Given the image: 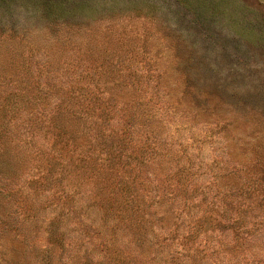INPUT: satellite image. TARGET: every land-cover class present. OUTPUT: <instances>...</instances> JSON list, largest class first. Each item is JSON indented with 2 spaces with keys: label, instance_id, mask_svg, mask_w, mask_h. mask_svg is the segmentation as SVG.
<instances>
[{
  "label": "rangeland",
  "instance_id": "rangeland-1",
  "mask_svg": "<svg viewBox=\"0 0 264 264\" xmlns=\"http://www.w3.org/2000/svg\"><path fill=\"white\" fill-rule=\"evenodd\" d=\"M70 24L83 27L71 41ZM82 65L84 92L107 107L105 125L133 152L115 179L137 198L127 212L141 236L128 228L115 241L85 207L54 234L53 209L27 187L53 138L36 105L10 109L13 94L28 83L45 98L51 86L42 101L50 112ZM99 65L113 70L98 76ZM137 70L145 74L134 85L120 76ZM32 116L38 133L27 150L18 139ZM150 118L161 122L153 152ZM0 133V187L14 189L0 195V264H264V174H255L264 162V0H0ZM235 237L248 247L232 250Z\"/></svg>",
  "mask_w": 264,
  "mask_h": 264
},
{
  "label": "trees",
  "instance_id": "trees-1",
  "mask_svg": "<svg viewBox=\"0 0 264 264\" xmlns=\"http://www.w3.org/2000/svg\"><path fill=\"white\" fill-rule=\"evenodd\" d=\"M76 26L78 25H69L71 35H68L67 37L70 41L73 40L74 35L83 28H77ZM84 32H86V30ZM31 66L32 65H24V71L32 72L33 67ZM86 66L90 68L89 65H82V70L73 71L79 72L73 75L74 81H76L75 84L78 85L67 87L66 92H68L69 97L57 96L56 101H54L51 106L50 112L46 111L45 108L43 109L42 101L53 92V87L51 86H48L47 89H45V98H42V91L39 95L32 91L30 92V85L28 83L24 85V89H22L21 92H15L13 94L16 98L13 99L12 102L10 101V109H22L24 103L21 102L36 105L38 110L36 115L33 112V116H38L40 118L37 120L43 122L45 125L48 137L53 138L52 141L48 140V143L50 142L48 145L49 150L37 151L42 158V163L37 167V164L34 165L38 168V172L27 182V187L32 185L35 190L39 192L37 197H45V200L42 198L43 208L53 209V218L46 224V228L49 231H53L54 234L58 232V228L63 221H70L72 219L71 217L74 219L76 217H74V213L77 212L79 208L81 209L85 207L87 208L86 210L91 213H99V219H104V223L108 227L106 232L109 231L115 241L119 239L120 232L128 228H131L132 230H126V232L132 233V231L136 229L137 235L141 236V232L145 227L134 226L133 223L135 222V219L130 212H127L129 208H133V203L136 202L137 198L129 191L124 192L126 185H117L121 182V179H115L116 173L118 174L121 168L125 169V171H130L131 163L129 157L133 155V152L124 153L127 141L122 140L120 132L115 130L114 126L111 125V127H107V125H105V122L107 121L105 110L107 107H105L104 111H101L102 108H98L97 97L94 98L95 101L93 102V98H90L89 96L90 93H88L87 90L84 92L87 84L81 85V81L88 80L90 75L89 70L86 73ZM70 67V65L67 66V70H69ZM73 68L76 70L75 66ZM42 70H44V68L40 70V73H42ZM94 70L99 76L101 73L108 74V72L113 69L111 66L109 67V65L106 67L105 65H99V67L96 66ZM138 71L139 70H137L135 74L129 72V77L126 74H120V76H123L127 81H130L129 86L130 84L134 85V82L131 81L132 76L142 77L145 74L141 70L139 73ZM95 86L98 87L97 84ZM123 87L125 86L123 85ZM32 105L30 107L31 109ZM137 107L133 110L134 114H131L136 117L139 115L141 116V114L136 115V111L138 110ZM132 108L133 107L129 109ZM126 109L128 108L126 107ZM113 112L118 113L115 105L113 106ZM33 116L28 119L23 130L28 136L18 139L19 141L23 140L22 145L26 144L24 147L27 150L32 149L30 148L32 145L31 143H34L37 139L38 129H36V119L33 118ZM151 119L152 118H150L148 123L149 132H151L152 137L149 139L150 143L147 145L146 151L152 149L153 152L154 149L159 147V139L156 140L155 136L157 127L154 125V122L158 123L160 121H158L159 119L157 118V121L155 120L151 123ZM119 120L120 119L117 121L119 122ZM113 122L114 121H112V124ZM89 123L91 124L90 126ZM2 134L3 133H0V135ZM82 135L86 137H83ZM132 139L133 138L128 140ZM0 153H2L1 146ZM147 159H150V156L147 157ZM255 164L258 167L255 174L260 178L261 176L259 174H264V162L258 159L255 161ZM119 165H121V167H119ZM109 181L111 182L110 184L108 183ZM32 182L35 183V185ZM255 183L253 184V187L257 188L260 192V185L257 183L255 185ZM42 185L50 186V191L48 193L41 191V193L39 189L42 188ZM82 185H86L87 190L85 192L80 191ZM20 189L25 191V188L23 187H20ZM12 190L14 189H10L6 192L0 187V195L3 197L10 196ZM172 196L176 199L178 193H173ZM162 201L159 202L161 205ZM35 204L37 203H33V205ZM23 205H25V203ZM249 205H251V202ZM142 207L145 208V206ZM20 212L22 213L21 210ZM23 212L26 213V211ZM30 215L31 214L27 216L30 217ZM34 217L35 215H32V218ZM75 220L76 222L79 221L78 217H76ZM109 221L112 222L111 227L107 224ZM142 221L146 224L148 220ZM12 223H15V221L10 220L9 223L4 221V219H1L3 228H12ZM80 223H82V221H80ZM196 228L197 225L195 226L194 231ZM185 238L187 239V237ZM235 239V247L233 246V248H231L232 250L245 248V246L248 247V245L242 243L240 238L235 237ZM91 240L93 241V237ZM100 243L103 248L104 246L108 248V246L105 245L106 243L104 244L102 240ZM112 243H114V241H112ZM103 248L100 251L99 256H103L101 258L108 257L105 256L106 253L103 252ZM235 255H237V253H235ZM120 257L125 259L122 255H120ZM113 258L117 261H121L115 256H113ZM122 262L127 264L125 261Z\"/></svg>",
  "mask_w": 264,
  "mask_h": 264
}]
</instances>
